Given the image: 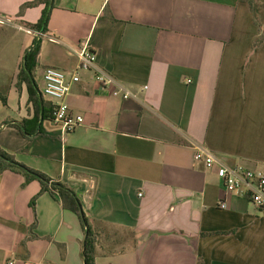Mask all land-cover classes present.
<instances>
[{"label":"crops","instance_id":"crops-1","mask_svg":"<svg viewBox=\"0 0 264 264\" xmlns=\"http://www.w3.org/2000/svg\"><path fill=\"white\" fill-rule=\"evenodd\" d=\"M34 1L0 0L11 20L0 25V148L75 191L98 236L96 264H264V207L232 194L220 209L217 168L194 159L203 149L264 171V41L254 47L261 33L250 5L53 0L38 31L45 6L21 14ZM35 41L41 92L47 68L71 74L78 51L96 55L66 99L85 120L68 135L44 108L36 128L27 124L34 134L17 128L35 116L27 85L18 88ZM99 74L113 81L109 92ZM24 183L18 172L0 174V264H85L79 218L48 192L32 208L42 186Z\"/></svg>","mask_w":264,"mask_h":264},{"label":"built area","instance_id":"built-area-1","mask_svg":"<svg viewBox=\"0 0 264 264\" xmlns=\"http://www.w3.org/2000/svg\"><path fill=\"white\" fill-rule=\"evenodd\" d=\"M11 20L7 17L0 16V25L10 24ZM28 34H35L36 37H43L40 32L26 31ZM79 64L71 73L67 74L56 68H47L44 71L42 90L43 96L52 102L53 122L61 126L65 135L74 132L78 127L85 122L82 116L74 115L69 106L66 104V99L69 96L74 84L81 81L82 74L90 72L96 63V55L83 48L77 53ZM96 81L101 90L109 92L110 85L113 81L105 75H97ZM118 96L120 91L113 92ZM129 93L124 95V98H129ZM198 163H202L209 170L217 168V174L224 186V198L219 203L220 209H227V200L232 194H237L247 197L258 209L264 207V171L260 169H252L243 164H235L228 166L222 163L212 152L199 149L194 156ZM142 196V195H140ZM9 264H14L10 262Z\"/></svg>","mask_w":264,"mask_h":264},{"label":"trees","instance_id":"trees-1","mask_svg":"<svg viewBox=\"0 0 264 264\" xmlns=\"http://www.w3.org/2000/svg\"><path fill=\"white\" fill-rule=\"evenodd\" d=\"M250 5L251 12L254 17V22L256 26L259 28L261 35L256 40L254 47L258 48L260 44L264 41V30L259 20L257 9L259 8L258 0H241ZM53 0H36L34 2H30L25 4L21 9V14L27 8L38 7L41 5L45 6L43 16L38 24L32 25L31 28L34 30H46L47 28V14L48 10L52 6ZM40 54V43L35 41L34 47L29 51L26 55V60L21 64L20 73L18 75V88L21 89L22 84H26L29 92V102L33 104L35 109V116L31 121L23 122L22 127L17 126L20 132L24 135H31L35 133V129H28V122L32 124L33 127H37L40 118L41 112L43 109V118L44 120L51 118L52 116V108L51 106H47L45 103V97L40 91L37 82L35 80V71L38 67V57ZM6 171H15L22 174L25 178L24 186L32 181H39L42 189L40 194H38L31 201V207L35 209L37 199L43 193H50L53 197L58 198L63 206V209L69 212L74 213L80 220L82 228L85 232V240L83 242V258L85 264H96L97 257V243L98 236L95 230L93 229L90 219L85 214L81 200L74 190L69 188L67 185L57 182L49 178L47 175L31 169L24 164H21L15 160V158L0 148V174ZM62 256L64 257L65 251L64 248L61 247Z\"/></svg>","mask_w":264,"mask_h":264},{"label":"rangeland","instance_id":"rangeland-1","mask_svg":"<svg viewBox=\"0 0 264 264\" xmlns=\"http://www.w3.org/2000/svg\"><path fill=\"white\" fill-rule=\"evenodd\" d=\"M3 115H8V116H13L14 114L10 111V110H8V109H6L3 113H2ZM2 115V116H3ZM0 117H1V113H0ZM1 120V119H0Z\"/></svg>","mask_w":264,"mask_h":264},{"label":"water","instance_id":"water-1","mask_svg":"<svg viewBox=\"0 0 264 264\" xmlns=\"http://www.w3.org/2000/svg\"><path fill=\"white\" fill-rule=\"evenodd\" d=\"M53 3V2H52ZM25 60H26V57H25ZM42 118H43V115H42Z\"/></svg>","mask_w":264,"mask_h":264}]
</instances>
